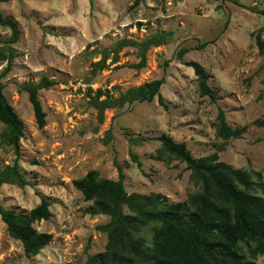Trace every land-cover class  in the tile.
<instances>
[{
    "label": "rangeland",
    "instance_id": "1",
    "mask_svg": "<svg viewBox=\"0 0 264 264\" xmlns=\"http://www.w3.org/2000/svg\"><path fill=\"white\" fill-rule=\"evenodd\" d=\"M9 0L0 11L14 18L20 37L13 45L16 56L12 69L0 78L7 101L23 120L18 163L35 187L3 184L0 203L5 208L28 211L40 196L50 201L52 215L35 223L39 231L51 233L41 251L27 257L20 241L13 239L0 219V264H84L88 254L103 250L106 235L96 225L105 215H90V205L72 185V180L96 169L101 177L117 179L115 161L124 173L128 193L156 192L168 201H182L196 190L185 163L164 165L153 157L159 142L153 137L166 133L183 141L194 156L212 153L221 143L215 137L217 107L225 112L231 126L246 125L239 138L229 139L218 152L220 160L235 168L260 171L264 183L263 128L253 124L264 115V56L258 53L253 35L264 17L232 0ZM264 8V0H239ZM159 30L171 31L167 44L147 51L146 66L129 68L138 61L135 47H125L116 63L92 74L99 51L122 37L137 41ZM10 30L0 26V39ZM264 38V31L262 32ZM181 59V46L192 47ZM1 45V43H0ZM110 57L107 59L109 62ZM168 60V66L162 65ZM197 61L210 73L208 83L218 99L200 97L193 70L185 63ZM5 62H0V72ZM47 75L56 80L39 91L46 123H35L31 104L18 85L37 82ZM164 75L160 88L167 109L154 98L122 108L108 109L98 130L95 110L87 105V93L118 85L121 90ZM91 89V90H89ZM113 96L117 91L113 90ZM4 124L0 122V133ZM112 138L104 142L105 133ZM149 140L131 146L124 134ZM138 154L142 169L131 161L129 151ZM15 158L12 148L0 142V168ZM37 190L40 194L35 192ZM264 196V193L262 194ZM90 239V240H89ZM89 243L88 248H86ZM255 264H264V255Z\"/></svg>",
    "mask_w": 264,
    "mask_h": 264
},
{
    "label": "trees",
    "instance_id": "2",
    "mask_svg": "<svg viewBox=\"0 0 264 264\" xmlns=\"http://www.w3.org/2000/svg\"><path fill=\"white\" fill-rule=\"evenodd\" d=\"M9 0H0L7 2ZM92 5L93 0H88ZM143 0H134L132 6ZM235 4L247 8L264 17V8L247 5L239 0ZM0 26L7 27L10 35L0 39V62L5 66L0 78L13 66L16 56L13 45L18 42L20 29L17 21L0 11ZM264 24L253 35L258 53L264 56ZM171 31L159 30L137 41L128 37L118 39L113 46L99 51L100 59L93 63L92 74L116 63L118 53L125 47H135L138 61L127 66L140 70L146 66L147 51L151 47L167 44ZM207 42L196 46H181L176 52L181 59L191 49H201ZM110 57L109 62L107 59ZM169 61L163 62L166 69ZM190 66L196 78L200 97H208L215 103L216 91L208 83L210 73L197 61L185 63ZM165 81L164 75L137 86L121 90L118 85L110 88H98L87 93V105L95 110L98 130L104 122V113L108 109L122 108L135 102H150L156 98L158 104L167 109L160 88ZM56 80L47 75L37 82H24L18 85L19 91H25L31 104L35 123L39 128L46 123V113L42 108L39 91L49 89ZM117 91V96L112 91ZM0 122L4 129L0 133V142L12 148L15 158L10 165L0 168V187L14 184L18 187H35L20 169V139L24 137L25 125L3 93L0 82ZM253 124L262 127L264 133V115L256 118ZM215 137L221 139L216 150L203 156H194L183 141H175L170 135L161 133L155 137L159 142L153 157L166 166L177 160L185 163L189 178L196 188L182 201H168L160 193H128L124 186V173L116 161L117 179L105 178L98 170L90 169L83 176L72 180V185L82 194L90 205L85 213L105 215L108 220L96 225V229L106 235L102 251L88 254L84 264H255L257 256L264 255V183L260 171L235 168L220 160L218 152L225 149L226 142L239 138L247 126H231L221 107H217L215 117ZM131 146H137L149 140L145 136H132L124 130ZM112 138L111 131L105 133L104 142ZM264 140V135H263ZM131 161L139 169L142 162L137 153L129 151ZM37 194L39 192L35 190ZM40 196V194H39ZM50 201L40 196L38 204L28 211L5 208L0 203V219L10 237L21 242L27 257L37 255L52 239L51 233L39 231L35 223L51 217ZM90 240V239H89ZM87 243L86 248H88Z\"/></svg>",
    "mask_w": 264,
    "mask_h": 264
}]
</instances>
